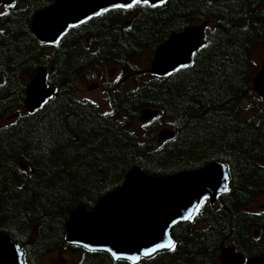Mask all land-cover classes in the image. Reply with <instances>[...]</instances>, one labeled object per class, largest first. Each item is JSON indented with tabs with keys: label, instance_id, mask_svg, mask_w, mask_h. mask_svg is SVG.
Returning <instances> with one entry per match:
<instances>
[{
	"label": "trees",
	"instance_id": "trees-1",
	"mask_svg": "<svg viewBox=\"0 0 264 264\" xmlns=\"http://www.w3.org/2000/svg\"><path fill=\"white\" fill-rule=\"evenodd\" d=\"M17 1L26 8L5 15L0 32V233L22 248L25 264H45L55 253L61 262L67 253L78 257L67 264H132L67 244L70 213L79 205L92 209L135 166L168 177L214 161L229 165V191L173 228L175 252L139 264H220L224 243L247 258L264 257V212L251 211L264 198V101L252 89L260 69L254 51L264 47V0H167L113 10L70 27L49 47L33 36L30 21L57 0ZM208 19V47L192 67L170 77L141 75L137 59ZM110 65L119 71L114 78ZM40 66L56 92L28 115L19 111L24 84ZM93 83L108 112L77 97ZM145 110L159 119L140 121ZM9 113L18 118L13 124L3 121ZM164 129L176 136L160 143Z\"/></svg>",
	"mask_w": 264,
	"mask_h": 264
},
{
	"label": "water",
	"instance_id": "water-1",
	"mask_svg": "<svg viewBox=\"0 0 264 264\" xmlns=\"http://www.w3.org/2000/svg\"><path fill=\"white\" fill-rule=\"evenodd\" d=\"M114 2L123 3L124 0ZM152 2L159 0H150ZM111 6V0H57L35 15L32 31L40 42L55 43L70 24L94 14L93 9L100 11L101 7ZM207 24L187 28L160 46L155 53L151 73L164 75L173 70V64L190 63L192 56L189 57V51H197L199 47L194 45H200ZM45 75L44 69H40L27 88L26 106L30 112L40 107L37 101L41 96L46 99L54 93L53 88L46 86ZM254 87L264 96V64L254 80ZM156 115L155 112H145V119ZM173 136L172 131H163L160 140ZM225 176L229 179L228 168L219 162L211 163L201 171L181 172L165 178L151 177L136 166L127 174L123 185L101 198L93 209L79 205L70 213L65 241L87 250L105 252L103 249L107 248L141 259L145 257L144 247L166 239L162 237V231L172 237V229L182 220L188 221L185 219L187 210L197 204L198 197L209 196L213 202L226 184ZM221 259L223 264H264V258L246 261L234 248L223 249ZM0 264H25L20 246L3 233H0Z\"/></svg>",
	"mask_w": 264,
	"mask_h": 264
},
{
	"label": "snow or ice",
	"instance_id": "snow-or-ice-1",
	"mask_svg": "<svg viewBox=\"0 0 264 264\" xmlns=\"http://www.w3.org/2000/svg\"><path fill=\"white\" fill-rule=\"evenodd\" d=\"M111 2H112L111 9H109L107 7H101L100 11H96L95 9H93L94 15L98 16V17L103 16V15H105V13H108V12L113 11V10L129 11V10H132L136 7H139L141 4H143L144 6H147V7L155 8V7H158L159 5H163L166 2V0H159V5L157 3H154V2L150 3V0H131V2H129V0H124L123 3H115L114 0H111ZM6 7L11 8V7H14V5L11 3H8L6 5ZM0 15H8V12L0 13ZM89 19H91V17H89ZM71 27H76V25H72ZM194 47H199L201 50H203V49H206L208 47V45L207 44L194 45ZM193 55H196V53H194L190 50L189 51V57H191ZM171 67H172L173 71L167 72V75H169V76H172L175 73H180L182 70L189 68V67H192V65L189 63L179 62V66H177V64H173V65H171ZM45 95H47V94H45ZM41 101H43V104L40 103ZM48 103H49V100L44 99L43 96H41L40 101H37V104L40 105L41 107L47 105ZM104 115L107 116V115H109V113H104ZM157 119H159V117H157ZM144 127H147V125H144ZM224 179L228 180V177L225 176ZM222 191H224V192L229 191L227 184H224ZM208 199L209 198L207 196H204L202 200L199 199V197H198L197 204H195L192 208L187 210V215H186L185 219L191 220L193 213L197 212L202 207L204 201H207ZM162 237L166 238V239H164L163 242H159V243L154 242L152 244V246L144 247L143 255L145 257L151 258L152 254L157 253L160 250L175 252L177 245H176L175 241L172 239V237L169 236V234L167 232H163V231H162ZM84 247H88V246L85 245ZM89 250L92 251L93 249H89ZM103 251L110 252L112 258L117 260V261L132 260L135 264V262L140 259L139 256H125L123 254H118L117 252L112 251L111 249H107V248L103 249Z\"/></svg>",
	"mask_w": 264,
	"mask_h": 264
},
{
	"label": "rangeland",
	"instance_id": "rangeland-1",
	"mask_svg": "<svg viewBox=\"0 0 264 264\" xmlns=\"http://www.w3.org/2000/svg\"><path fill=\"white\" fill-rule=\"evenodd\" d=\"M254 53L256 54V58L259 62H263L264 61V47L260 48L259 47L254 51ZM147 64H148V59L147 58H140L138 59L136 62H135V66L138 67V68H141V69H145L147 67ZM108 68V75H110L112 78H114V76L118 73L119 71L113 66V65H110L107 67ZM116 77V76H115ZM103 93L100 92V89H95L94 91H89L88 89H85V90H82L80 93H79V96L80 98L82 99H88L90 98L91 100L90 101H93L94 103H96L95 101H98L100 103V106L101 107V111L102 112H108L109 111V106L107 104V102L103 99ZM95 100V101H94ZM104 110V111H103ZM140 121H142V119L140 118ZM254 207H256V205H254ZM252 211H257V209H254ZM259 232V228H252L250 230V233H252L254 236H257L258 234L256 232ZM225 245H227V243H224ZM59 254L55 253L54 255L50 256L49 258L46 259V262L45 264H67V262H61V261H58V257ZM63 257L65 259H70V260H78L75 255L73 254H70V253H67V254H64Z\"/></svg>",
	"mask_w": 264,
	"mask_h": 264
},
{
	"label": "flooded vegetation",
	"instance_id": "flooded-vegetation-1",
	"mask_svg": "<svg viewBox=\"0 0 264 264\" xmlns=\"http://www.w3.org/2000/svg\"><path fill=\"white\" fill-rule=\"evenodd\" d=\"M10 1H12V0H0V13L4 12V5L3 4L10 2ZM7 18H10V16H8ZM2 19H3V15H0V25L2 23ZM5 66H6V63L0 61V69L4 68ZM0 83H1V80H0Z\"/></svg>",
	"mask_w": 264,
	"mask_h": 264
},
{
	"label": "bare ground",
	"instance_id": "bare-ground-1",
	"mask_svg": "<svg viewBox=\"0 0 264 264\" xmlns=\"http://www.w3.org/2000/svg\"><path fill=\"white\" fill-rule=\"evenodd\" d=\"M182 222H186V221L182 220L181 223H182ZM162 251H165V250H161V252H162ZM138 264H139V263H138Z\"/></svg>",
	"mask_w": 264,
	"mask_h": 264
}]
</instances>
